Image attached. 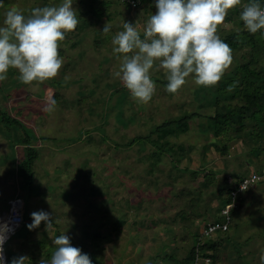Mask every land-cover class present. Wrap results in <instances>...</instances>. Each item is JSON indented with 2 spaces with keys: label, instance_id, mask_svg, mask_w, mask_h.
<instances>
[{
  "label": "rangeland",
  "instance_id": "rangeland-1",
  "mask_svg": "<svg viewBox=\"0 0 264 264\" xmlns=\"http://www.w3.org/2000/svg\"><path fill=\"white\" fill-rule=\"evenodd\" d=\"M61 2L0 0V26L5 12L12 7L28 16L34 8ZM86 2L73 0L79 23L59 42L63 64L55 78L26 85L18 79V70L10 68L7 79L0 81V114L20 119L24 131L31 130L37 138L34 144L39 156L34 162L31 191L27 189L22 196L24 213L30 216L40 210L48 212L53 219L52 228L67 235L73 247L92 253L97 264H166L169 254L175 255L174 264H192L184 260L193 245V233L189 232L197 230L196 234L201 235L206 223L222 215L219 200L223 195L219 186L232 185L235 173L259 171L264 166V154L260 165L238 166L246 156L240 154L234 161L231 156L235 150L243 151L241 142H226L223 135L208 128L211 122L204 117L189 121L186 128L172 126L173 130L176 128L172 134L157 132L164 122L188 113L197 111L213 116L215 99H211L216 97V86L223 84V80L204 87L196 85L190 75L176 93H169L166 72L155 71L154 67L150 70L156 86L152 99L146 104L134 100L114 75L121 61L111 44L112 36L123 30L122 23L131 19V13L119 17L113 11L117 7L115 2H120L110 0L114 3L106 4L109 11L100 15L98 9L102 5ZM121 4L124 10L129 9ZM134 10L133 26L138 22L141 31L148 15L142 9ZM235 14L228 11L217 35L236 28L235 21L229 19ZM106 23L111 31L104 35ZM232 56L235 62L225 72L245 63L251 57V47L241 45ZM203 95L207 102L201 101ZM52 99L56 101L54 110H45ZM228 103L235 105L238 100L231 98ZM2 118L0 115V170L4 174L0 175L4 178L12 173L11 184L23 185L27 180L19 175L22 160L17 158H23L21 145L25 135L15 125L6 126ZM202 124L207 131L202 130ZM217 141L228 144L229 156H221L213 146ZM155 143L166 147L161 155H157ZM261 183L238 198L233 226L215 237L221 246L214 264H261ZM183 212L187 213L186 220L181 217ZM121 219L125 222L117 228L115 223ZM12 247L6 245L8 255Z\"/></svg>",
  "mask_w": 264,
  "mask_h": 264
},
{
  "label": "clouds",
  "instance_id": "clouds-1",
  "mask_svg": "<svg viewBox=\"0 0 264 264\" xmlns=\"http://www.w3.org/2000/svg\"><path fill=\"white\" fill-rule=\"evenodd\" d=\"M239 5L241 0H156V14H150L143 28V38L138 22L133 26L125 21L123 30L112 36V51L121 61L114 75L134 100L145 104L155 92L150 75L154 67L155 71L166 72L169 93H176L190 75L198 86H215L232 63V49L216 34L217 28L228 11ZM239 19L249 33H257L264 29V6L259 0H250L243 5ZM78 23L73 0L34 8L28 16L15 7L7 10L0 26V81L7 79L10 68L18 70V79L26 85L55 78L63 64L59 42L65 39V33L74 31ZM110 31L111 26L106 23L102 33L107 35ZM228 90L231 91L232 86ZM55 105L52 99L45 110L52 111ZM260 179L264 177L253 178ZM31 218L29 230L38 228L42 222L47 232L53 227L48 212H33ZM7 231L6 225L0 227V264H5L3 244ZM52 243L55 250L50 259L42 257L39 264H92L90 256L73 247L67 235H59ZM260 261L264 264V250ZM26 262L29 258L20 256L13 258L11 264Z\"/></svg>",
  "mask_w": 264,
  "mask_h": 264
},
{
  "label": "trees",
  "instance_id": "trees-1",
  "mask_svg": "<svg viewBox=\"0 0 264 264\" xmlns=\"http://www.w3.org/2000/svg\"><path fill=\"white\" fill-rule=\"evenodd\" d=\"M91 1L99 2L100 0ZM145 1L146 0H140L139 7ZM249 2L250 0H241V6H237L236 8L231 9V12H235L236 14L234 17L230 16L229 19L235 21L237 25L236 28L232 29L228 33H223L221 35L218 34L220 39L230 46V48L232 49V53L241 45L250 46L251 57L243 64H236L235 69L232 70V72H225L222 76L221 80H223V84L216 86L217 95L215 98L212 97L211 99H215L214 115L209 116L208 113H204V115H202L196 111L183 115L179 118L166 121L162 125L157 127V132H164V135H168L172 134L176 128H186L188 122L195 118H207L211 122L208 128L213 129L215 133H217L216 135H223L226 139V142H241L240 147L243 148V151L240 153L235 150V155L231 156V159L234 161V159H236L240 154H244L246 157L241 163H238V166L245 165L247 167H251L253 166V164H255V166L260 165L258 163H260L259 161L264 154V29L258 31L255 34H251L244 27L243 22L239 19L240 13L243 10V5ZM100 3L110 4L109 1H101ZM259 3L263 5L264 0H259ZM121 5H124V7L126 6V8L129 7V9L131 8L126 3H122ZM233 62H235V59L232 56V63ZM229 86H232L231 91L228 90ZM204 95L203 98H200L201 101H206ZM231 98L237 99L238 103L235 105L228 103V100ZM210 103H212V101L209 102V104ZM0 115L4 116V118L2 119L5 125L8 124V127H10V124H12V126L15 125L16 129L22 130L24 132L25 136L22 140L23 145H21V154L23 158H18L19 160H22L19 165V172L21 173V175H24L27 178L28 190L30 192L33 184L34 162L39 156L38 148L34 144V142L37 141V138L34 137V135L31 133V130L27 129L26 131H24L25 126L20 119H12L11 116L6 114L8 116L7 117L3 112ZM202 125V130L207 131V127H204V124ZM172 126H175L176 128L173 130ZM231 131H234V133H232ZM155 145H157V155H161V153L166 150V147L163 148L158 143H155ZM213 146L216 147L217 151H219L221 156L223 157H227L231 154L228 144L222 145L217 141L213 143ZM169 151L173 152L171 149H169ZM250 157L255 158V162L250 161ZM203 163L206 164L207 162L203 160ZM263 169L264 166L260 168L259 171H252L245 175H242L239 172L235 173L233 175H235L236 180L232 185L225 184L223 186H219L220 194L223 195V197L219 200V207L224 208L231 201V190L235 188L244 178L253 174H261ZM184 170H188L187 167H185ZM227 180L228 179L226 178V182ZM236 208L232 209V216L235 215L234 211L236 210ZM181 217L182 219L186 220L187 213L183 212ZM221 220L222 216L219 215L214 217V219H212L210 222H221ZM124 222L125 221L122 219L120 220V223L119 221H117L115 223L116 227H120V224ZM233 224L234 222L231 223L228 231L231 229ZM192 231L189 233H193V245L189 250L188 256L184 258L185 263L190 262L194 264L197 256V251H199L202 259L209 258L214 264V261L218 260L216 252L218 250V247L221 246V242L215 239V237L218 233H227L228 231L218 232L214 237L206 238L203 241L201 240L202 236L198 235V232L196 234L197 230ZM210 239H214V241H211ZM86 254L90 256L92 264H97V262L93 259L92 253ZM168 258L172 259L173 261H171L173 263L177 262V259H175V255L171 256L169 254Z\"/></svg>",
  "mask_w": 264,
  "mask_h": 264
},
{
  "label": "crops",
  "instance_id": "crops-1",
  "mask_svg": "<svg viewBox=\"0 0 264 264\" xmlns=\"http://www.w3.org/2000/svg\"><path fill=\"white\" fill-rule=\"evenodd\" d=\"M101 1L107 2L110 0H100L99 2H92L91 0H88V2H86V3L91 4V5H96V4L102 5V7L99 6L102 9L97 7V8H99L98 13H100L102 15L104 12L109 11V9H108L106 3H100ZM113 3L114 2H110V4L108 6H111ZM115 3L117 4V7L114 9L113 12H115V14H117L119 17L122 16V18L124 16H126V14L131 13V19H128L127 22L130 23V20L131 21L134 20V21H132V24H134L136 22V20H135L136 18L133 17V16H135L133 14L134 12H131L133 9L124 10L119 5V3H117V2H115ZM149 4H151V5H149ZM155 4H156V0H146L145 3H143L139 8H137L135 10L142 9L143 13H146L145 16L148 15L147 18H149L150 14L153 15L154 9H155V12L157 11ZM103 5H105L104 6L105 8L103 7ZM139 11H141V10H139ZM139 11H137L135 13H138ZM147 20L144 22V25H146ZM143 28H144V26H143ZM143 28L140 31L141 34L143 33ZM141 38H143V37H141ZM17 161H19L18 158H17ZM0 172L4 174V171L2 169L0 170ZM10 175L13 176L12 173H10L8 176L5 175L4 178H3V175H0V212L2 210L6 211L8 201H10L14 198L23 199L22 196L27 193V189H28L27 181L23 185L19 184L18 186H16L13 183L11 184V182H10L11 176ZM19 175L22 177L20 172H19ZM26 180H27V178H26ZM263 182L264 181H262L261 185H263V189H264V183ZM241 196H244V194ZM5 204H6V206H5ZM29 215L30 216H28V213H24V217L26 220V223L23 225L24 227L20 228L21 231L19 229L14 234L15 236L14 237L12 236L10 238V240L8 241V243H6V245L9 244L10 246H13V247H12V250H10L9 255L6 253V250L3 253L4 258H5V264H11V261L13 258H17L20 256H26L29 258V262H26V264H39L42 257H44V259H46V260H49L51 257V254H52V249L55 250V246L53 245L52 240L55 239L56 237H58L59 235H61L60 234L61 230L52 228L51 230H49L47 232V231H45V224L43 222L40 224V226L38 228H35L33 230H29V228L27 226L32 223L31 214H29ZM49 232H52L51 235L55 234L56 236L54 235L55 237H52L51 235H49ZM6 245L4 247H6ZM168 246L171 247L170 245H168ZM93 259H94V257H93ZM158 260H160V259L157 258V261ZM171 260L172 259L167 260L166 264H172V263H169V261H171ZM135 261L136 260H134V262ZM119 262L120 261H116V263H118V264H119ZM133 264H139V263L137 262V263H133ZM158 264H160V263H158ZM162 264H164V263H162Z\"/></svg>",
  "mask_w": 264,
  "mask_h": 264
},
{
  "label": "built area",
  "instance_id": "built-area-1",
  "mask_svg": "<svg viewBox=\"0 0 264 264\" xmlns=\"http://www.w3.org/2000/svg\"><path fill=\"white\" fill-rule=\"evenodd\" d=\"M120 3L128 4L132 9H137L140 5V0H116ZM264 6V4L262 5ZM254 177H264V169L261 174H253L244 178L235 188L231 190V201L222 208V220L221 222H209L204 226L201 231L202 239L214 237L218 232L228 231L232 221V209L236 208L238 205V198L250 190L254 185H257L260 181L264 179L253 180ZM247 182V183H246ZM242 187V189H241ZM26 223L24 217V202L21 198H14L8 203V211L0 212V227L6 225L8 231L5 233L6 240L3 244L4 246L9 241V239ZM194 264H213L212 260L209 258L202 259L199 251H197V256Z\"/></svg>",
  "mask_w": 264,
  "mask_h": 264
}]
</instances>
